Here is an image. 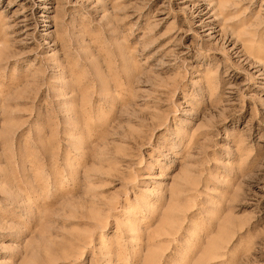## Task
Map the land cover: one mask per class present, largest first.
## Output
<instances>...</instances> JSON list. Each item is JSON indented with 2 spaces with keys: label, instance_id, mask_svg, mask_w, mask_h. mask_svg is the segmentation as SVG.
Returning <instances> with one entry per match:
<instances>
[{
  "label": "rangeland",
  "instance_id": "rangeland-1",
  "mask_svg": "<svg viewBox=\"0 0 264 264\" xmlns=\"http://www.w3.org/2000/svg\"><path fill=\"white\" fill-rule=\"evenodd\" d=\"M0 264H264V0H0Z\"/></svg>",
  "mask_w": 264,
  "mask_h": 264
}]
</instances>
